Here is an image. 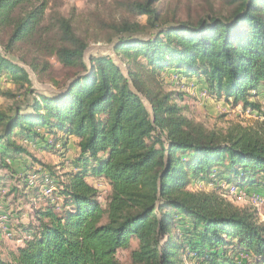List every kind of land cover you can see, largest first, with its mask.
<instances>
[{
  "label": "trees",
  "instance_id": "obj_1",
  "mask_svg": "<svg viewBox=\"0 0 264 264\" xmlns=\"http://www.w3.org/2000/svg\"><path fill=\"white\" fill-rule=\"evenodd\" d=\"M162 1L125 5L146 16L145 25L110 26L124 73L109 56L86 64L87 42L50 0H0V33L7 34L0 77L18 95L34 96L29 111L0 110V169L11 172L12 163L33 157L30 145L66 148L75 138L79 149L61 176L52 166L31 167L33 186L27 176L18 187L0 177V190L34 208V220L21 226L22 244L7 259L0 253V264H123L119 251H129V264H264L257 213L190 189L193 179L224 181L264 196V120L208 129L185 116L180 95L159 80L171 71L195 79L209 96L258 111L252 99L264 96V0H215L222 10L209 5L186 19L176 10L162 15ZM17 52L37 77L48 75L56 93L31 88ZM50 59L70 73L68 81L52 76ZM90 179L109 185L104 203ZM50 183L55 190L43 196L41 186Z\"/></svg>",
  "mask_w": 264,
  "mask_h": 264
},
{
  "label": "rangeland",
  "instance_id": "obj_2",
  "mask_svg": "<svg viewBox=\"0 0 264 264\" xmlns=\"http://www.w3.org/2000/svg\"><path fill=\"white\" fill-rule=\"evenodd\" d=\"M133 1L136 0H50V9L59 12L65 17H69L72 20L75 33L87 42V48L84 53L86 64L92 57L109 56L126 73L128 68L126 60L113 51V45L116 43L117 37H112L114 33L111 31L110 26H119L124 20L140 25L146 24V16L135 15L125 7L126 4ZM209 5H213L217 11L223 9L222 5L215 0H164L156 4L162 15L168 17L176 10L181 19H186L188 16L194 18L203 11L208 10ZM150 31L151 29L144 31L145 33L140 32V36ZM6 39L7 34L0 33V41L5 42ZM0 51L2 52L1 46ZM18 56H20L19 52L16 53L15 58ZM50 62L54 67L52 76L56 77L59 82H63L65 79L68 81L70 73L66 75L65 71L60 68L54 59H50ZM18 63L22 65L21 62L18 61ZM22 66L27 70L31 80V88L37 94L52 96L57 92L58 89L52 85L48 75L45 78H39L28 66ZM159 80L164 91L180 95L176 102L182 106V113L196 122L202 123L208 129L226 130L234 124L255 126L257 122L264 120V96L252 99L260 104L258 111L243 110L240 105L234 107L225 102L223 98L218 99L209 95L202 97L201 94L206 91V87L198 85L199 83L195 79L187 80L183 77L179 79L174 73L169 71L162 74ZM7 91H13L16 97L10 98L6 95ZM18 94L19 92L4 76L0 77V110L9 111L10 108L16 106L22 111H29V105L34 96L26 97ZM145 105L149 108L147 102H145ZM28 150L33 157H23L12 163L11 172L10 170L0 169V177H6L9 184L18 187L22 182L19 178H23L25 173L31 171V167L33 170H40L41 164L52 166L56 174L61 176L66 172V164H70L79 152L77 140L74 138L69 139L66 148L61 147L59 142L54 149H38L30 145ZM71 157L73 160L70 159ZM67 159L71 161H67ZM23 160L25 166H23ZM23 168H26V171H23ZM93 180L90 179V182ZM98 181L95 179L93 183L96 186H100L101 190L104 191L107 185L103 181ZM220 183L226 182L211 183L193 179L190 189L195 192L214 193L221 196L222 189L218 186ZM252 193L255 192L252 191ZM261 196L264 198L263 195ZM229 201L237 208L254 210L260 220L264 221V203L254 207L245 201H237L235 199ZM37 205L38 202L36 203ZM33 209L30 202H27L24 198H13L11 194L7 195V188L0 194V211L9 213L11 217L7 224L13 230L11 231L12 236L10 239L5 237V232L0 231V253L3 259H7L9 254L22 244L25 233L21 231V226L27 224L28 216L32 215ZM135 247L136 244H132L131 249ZM128 253L129 251H119L117 259L123 264H129ZM240 258L244 259V257ZM250 262L251 260L248 259V263Z\"/></svg>",
  "mask_w": 264,
  "mask_h": 264
},
{
  "label": "built area",
  "instance_id": "obj_3",
  "mask_svg": "<svg viewBox=\"0 0 264 264\" xmlns=\"http://www.w3.org/2000/svg\"><path fill=\"white\" fill-rule=\"evenodd\" d=\"M202 97H206L207 93L206 91L204 93L201 94ZM59 146V145H57ZM24 176H27V183L29 186H33L35 185L36 182V174L33 171H29L27 173L24 174ZM62 180V178H61ZM99 181H103V180H99ZM98 181V182H99ZM106 185L107 188L102 191L100 186H96V184L93 183L94 187L97 189L98 192V199L101 202H105V197H106V193H108L109 191V185L103 181ZM218 186L222 189L221 191V196L224 197L225 199L228 200H232L235 199L237 201H245L247 202L249 205L254 206V207H258L261 204L264 203V198L256 193H247L245 190H242L241 188H239L238 186L234 185V184H228V183H220L218 184ZM6 189V188H5ZM55 190V187L52 183L47 184V185H43L40 188V192L43 196L46 197H50L52 192ZM4 191V189L0 190V194ZM62 198H56L55 201H61ZM32 216V215H31ZM9 213H5L4 211L0 212V231L5 232V237L7 239H10L12 236V232L13 231L10 227L9 224H7V222L10 220ZM32 220H34V217L32 216ZM9 223V222H8Z\"/></svg>",
  "mask_w": 264,
  "mask_h": 264
},
{
  "label": "crops",
  "instance_id": "obj_4",
  "mask_svg": "<svg viewBox=\"0 0 264 264\" xmlns=\"http://www.w3.org/2000/svg\"><path fill=\"white\" fill-rule=\"evenodd\" d=\"M198 85H200V86H202V87H203V85H202V84H198ZM74 139H75V138H74ZM70 159H71V160H73V158H72V157H71ZM71 160H68V159H67V161H71ZM23 162H24V160H23ZM23 162H22V163H23ZM23 166H25V162H24ZM24 170L26 171V168H23V171H24ZM0 212H2V211H0ZM28 221H32V216H31V215H30V216H28Z\"/></svg>",
  "mask_w": 264,
  "mask_h": 264
}]
</instances>
